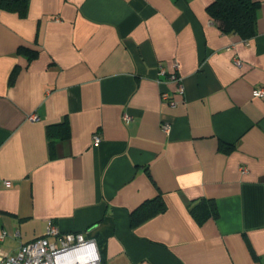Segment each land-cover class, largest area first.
<instances>
[{"label":"crops","instance_id":"obj_1","mask_svg":"<svg viewBox=\"0 0 264 264\" xmlns=\"http://www.w3.org/2000/svg\"><path fill=\"white\" fill-rule=\"evenodd\" d=\"M253 1L247 43L212 21L213 0L0 6V246L14 253L52 221L95 240L101 264H264V0ZM63 122L65 137L48 136ZM157 196L166 210L131 226ZM201 199L217 219L192 218Z\"/></svg>","mask_w":264,"mask_h":264},{"label":"trees","instance_id":"obj_2","mask_svg":"<svg viewBox=\"0 0 264 264\" xmlns=\"http://www.w3.org/2000/svg\"><path fill=\"white\" fill-rule=\"evenodd\" d=\"M0 6L4 10L25 16L28 8V0H1ZM257 10L258 2L253 0H213L207 7V13L222 33L236 34L246 41L257 34ZM20 50L27 52L29 60L35 57L36 52L34 50L23 47ZM14 74H12L11 80H13ZM54 127H60L59 130H61L62 138L67 135L68 126L63 122L48 126V136L51 135ZM224 148L231 150L232 146L229 145ZM165 210L166 205L162 197L157 196L152 200L144 202L130 213V225H140L152 217L163 213ZM188 210L198 224H203L208 219L218 218V211L212 200L201 199L191 203Z\"/></svg>","mask_w":264,"mask_h":264},{"label":"built area","instance_id":"obj_3","mask_svg":"<svg viewBox=\"0 0 264 264\" xmlns=\"http://www.w3.org/2000/svg\"><path fill=\"white\" fill-rule=\"evenodd\" d=\"M245 43L248 41L244 40ZM177 64L173 65V71L169 74L168 79L177 83L178 92L182 93L183 86L177 73ZM163 73V69L160 71ZM256 97H264V88L255 91ZM161 100L169 102L174 106L170 99L168 91H162ZM31 120H37L36 115L29 117ZM132 117L128 114L123 115L125 122L131 121ZM163 130L168 131L169 126L163 125ZM100 139L94 136V144L97 145ZM244 171V170H242ZM4 186H9V181L3 180ZM17 236V234H16ZM6 233H0V242H3ZM100 254L98 246L93 239L86 238L83 233H62L59 228L52 222L48 221L46 229L42 236L20 247L10 253L0 246V264H99Z\"/></svg>","mask_w":264,"mask_h":264}]
</instances>
